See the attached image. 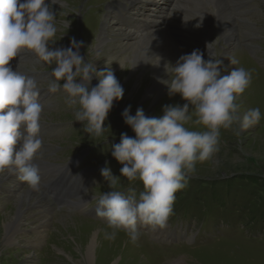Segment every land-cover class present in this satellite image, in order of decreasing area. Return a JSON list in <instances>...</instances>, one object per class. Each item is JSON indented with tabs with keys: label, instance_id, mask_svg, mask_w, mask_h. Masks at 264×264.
Returning a JSON list of instances; mask_svg holds the SVG:
<instances>
[{
	"label": "rangeland",
	"instance_id": "obj_1",
	"mask_svg": "<svg viewBox=\"0 0 264 264\" xmlns=\"http://www.w3.org/2000/svg\"><path fill=\"white\" fill-rule=\"evenodd\" d=\"M81 1L57 0L56 4L52 6L53 11L56 13L59 31L55 37V44L50 46L67 49L71 47L73 39L77 43L83 42V46L79 49L81 56L86 61H93L97 71H112L124 89V96L121 100L114 101V106L103 125L106 130L103 136L99 138L85 131L88 125L82 127L81 122L75 121V113L80 110L79 105L70 107V115H68V118H64L59 112H52L57 109V99L54 100L52 110L44 115L42 114V117L47 126L51 127L55 134L53 136L54 141L49 142L58 146L56 147L57 151L60 148L64 152L60 158L58 157L61 163L68 159V152L75 151L76 148L97 144L108 138L122 136L125 131L133 132L131 127L125 123L122 115L124 110L129 106V114L132 116H135L137 110L142 108L147 117L161 118L164 115V108L167 106L165 103L167 96L168 106L182 107L186 103L179 94L172 95L173 97H171L169 89H163L156 96V99L152 101L149 93L145 92V88L149 85L150 81H147V83L143 84L144 87L138 89L142 83L141 78L144 72L150 68L148 65V67H145L144 64L139 70L141 71L139 74L136 71H132L131 73L124 71L121 74H117L119 70L121 71V67L127 64V59L123 60L129 52V49L126 50L124 48V42H127V40H121L120 37L122 36H117V32L120 33L121 28L118 29V27H112L107 24L106 32L109 34V39L100 43L99 41L96 43L93 41L95 39L94 34L103 17L101 0H90L86 3L85 7L87 11L83 14L82 22L87 32L86 34L77 35L75 27L77 23V11ZM233 1L229 0L228 5L234 17V25L237 28V32L242 33L245 31L243 32L244 39L237 45L238 48L231 55L229 53V56L227 53L221 54L220 60L222 61V65L220 71L222 70V76L228 75L235 68L240 67L251 72V84L243 94L244 96L238 98L237 103L239 102L238 104L240 105L241 116L249 109L259 108L261 111V121L257 126L243 132L241 136L235 134V130L239 127L238 125H234L232 130L222 129L219 152L212 160L197 163L195 174L187 181V187L191 191L181 190L176 193L174 213L183 216L186 221L191 223L188 226L190 233L194 234V231L197 229L194 241L179 242L173 251H170L168 246L153 243L147 238L141 241L142 246H155L156 255H167L165 264H264V63L262 65L261 61V59L264 60V47L260 48L255 54L247 48H251V45H254L255 42V45L259 44V39L264 40V5L256 0L255 9L252 8L248 13L242 14L244 9L240 8L237 10ZM46 2L51 3V0H46ZM180 2L181 5L184 4L186 8L190 7V9L178 10L174 13V18L170 19V25L166 29V35L169 36H165L166 40L170 37L174 43H178L177 47H171L161 37H154L152 40L165 45V53L162 52L160 55L164 54L162 58H164L163 61L165 60L166 63L168 57L178 55L172 49L181 50L185 55L191 54L194 50H199L203 53L204 60L208 61L210 58L209 53H207V47L203 41L198 39H203L202 26L200 24L201 19L198 16L200 13L197 14L194 11L196 8L194 4L188 6L187 4H190V2ZM193 2H200V5L205 6L208 12L204 15L207 18V26L214 25V27H210L213 35L216 36L215 27L217 21H215V8L204 0H194ZM185 19L190 23H186ZM182 20L185 22H181ZM177 23L182 28H186L187 31L190 30V34L185 31L186 34L190 35L189 38L184 35V30L180 29ZM64 24H69V28L63 27ZM197 25L200 26L197 27ZM164 30L165 27L162 28V32ZM181 30L183 35L181 34ZM254 32L255 34H253ZM172 33H177V35ZM114 36H116V39ZM205 39L206 41H210L208 37ZM154 41L152 44H154ZM211 41V46H214L216 39ZM142 42L151 44L146 38ZM219 53V49H216L213 52L212 59L216 60L215 56L219 55ZM120 58H122V63L120 62L118 65ZM217 59H219V56ZM158 60V57H153V61ZM231 60H236L238 63L231 64ZM169 63L171 64L170 61ZM21 67L23 71H34L40 68L46 69L45 66L39 67L35 64L30 65L25 63ZM136 75L137 77L134 79ZM163 79L170 82L171 76L165 72ZM50 80H52L51 76L43 79V81L41 80L40 83L43 84L46 81V85H48ZM98 84L99 80L94 78L91 82V87L98 86ZM66 97L67 95L62 97V102H66ZM165 98L166 100L164 101L163 99ZM191 111L190 109V113ZM192 130L204 131L205 129L203 127H192ZM78 132L81 133V136L76 138ZM106 159H108L106 167L111 170L114 177L119 179L118 187L121 190L126 189L129 181L121 175L123 165L112 156V152H107ZM139 183L142 184V182ZM106 187V192L111 190L108 187V181H106ZM24 190L17 192L10 201H3V198L6 199L8 194L7 187L0 191V264H151L147 255H144L140 251L141 248L139 249L137 245L132 246L129 244L128 242H131L129 236L122 235L120 232H117L116 237L124 239L126 248H121L119 242L115 251L98 254L96 245L94 255H86V252L83 251L81 240L80 243L74 242L76 240L75 235H71L73 232L70 231L75 230V227L69 219L74 216L85 221L87 219L78 214H69L62 211L54 213L52 218H47V222H45L46 230L44 228L43 234L37 233L39 230V220L36 218V214L32 215V211H28L31 215L25 220L24 225L21 226L24 232L20 231L17 233L15 245H12V247L3 246V222L10 215L14 214L16 209H13L11 204L18 200L19 195ZM98 193L101 195L104 192L99 191ZM57 215H61L64 218L62 223L56 221L55 217ZM169 222H171V226L166 229L168 233L172 224L178 222L176 216H171ZM92 224L100 225L97 222H92ZM69 226L73 227V229ZM64 228L71 229L68 231L70 232L69 235L64 233ZM91 231L101 232L99 228L95 227H92ZM152 232L150 231V233ZM42 248H44V251H41Z\"/></svg>",
	"mask_w": 264,
	"mask_h": 264
},
{
	"label": "clouds",
	"instance_id": "obj_2",
	"mask_svg": "<svg viewBox=\"0 0 264 264\" xmlns=\"http://www.w3.org/2000/svg\"><path fill=\"white\" fill-rule=\"evenodd\" d=\"M56 2L0 0V175H17L34 192L41 191V174L35 161L42 156L44 146L40 135L42 89L34 79L14 71L11 61L22 52L35 55L47 65L55 61L51 73L54 79L48 82L47 91L62 89L69 107L80 106L76 121H86L85 131L97 138L106 130L103 125L114 101L124 96L112 71H97L93 61L81 56L83 42L73 39L67 49L50 47L59 31L52 8ZM63 27L68 29L69 24ZM236 63L231 60V64ZM221 65L220 59L210 57L205 61L199 50L183 55L175 65H167L170 82L162 81L169 95L179 94L186 101L182 107L165 106L161 118L147 117L142 108L132 116L130 106L122 113L135 138L122 134L112 156L123 165L122 177L132 184L142 182L143 187L138 197L135 192L128 195L118 187L119 179L108 167L101 170L111 190L95 197V212L112 229L106 239L115 240L117 232L124 231L136 244L140 224L152 231L166 229L174 214L176 193L187 186L197 163L210 161L219 152L221 130L238 125L235 134L241 136L260 123L259 108L241 116L237 103L251 84V72L240 67L222 76ZM94 78L99 84L91 87Z\"/></svg>",
	"mask_w": 264,
	"mask_h": 264
},
{
	"label": "bare ground",
	"instance_id": "obj_3",
	"mask_svg": "<svg viewBox=\"0 0 264 264\" xmlns=\"http://www.w3.org/2000/svg\"><path fill=\"white\" fill-rule=\"evenodd\" d=\"M194 1V0H193ZM198 1H203V0H198ZM256 1V0H255ZM181 3V2H180ZM255 9V8H254ZM256 11V10H255ZM257 12V11H256ZM260 13V12H259ZM179 15V14H178ZM257 15V14H256ZM179 18V17H178ZM178 20V19H177ZM176 20V22H177ZM243 20V19H242ZM248 20V19H247ZM249 21V20H248ZM248 23V22H247ZM176 24V23H175ZM170 25V24H168ZM183 25V24H182ZM247 25V24H246ZM258 26V25H257ZM175 27V26H174ZM184 27V26H183ZM210 27V26H209ZM251 28V26H250ZM249 28V29H250ZM113 30V29H112ZM116 30V29H115ZM114 31V30H113ZM161 30L157 29L151 33H147L143 36H139L137 38L135 35H130V33L126 32L125 36L128 37L127 42H124V48L127 50L129 49V52L126 54V56L123 58L127 59V64L125 66H123L121 71L119 70V72L117 74H121V72H129L131 73L132 71H136L138 74L141 72L139 71L141 69L142 66L145 67L148 65L150 68H148V70H146L141 78V85L138 87V89L141 87H144L143 84L147 83V81L149 82V85L145 88V92L149 93L151 100L153 101L154 99H156V96H158V94H160V92L163 89L168 90V86L165 83H162V81H166L163 79V75L166 71L167 68H170V66H167L169 64V61L171 62V65H175L177 63V61L179 60V58L184 54V52L182 53L181 50L178 51V55H172L171 57H168V61L167 63L165 62V60L163 61L164 58H162L163 55H160L162 52L165 53L164 51V46L162 43H158V41H154L152 40L154 37H161ZM180 31V30H179ZM243 31V30H242ZM116 32V31H115ZM174 32V31H173ZM245 32V31H243ZM243 32L239 33L236 31H232L230 32L229 30H225L224 34L228 39L231 40H235V37L238 36V40H242L243 41ZM188 33V32H187ZM249 33V32H248ZM247 33V34H248ZM252 33V31H251ZM250 33V34H251ZM190 34V33H189ZM188 34V35H189ZM120 36L119 32H117V36ZM180 35V33H179ZM253 35V34H252ZM195 36V35H194ZM249 36V35H248ZM115 37V36H114ZM147 39V41L149 43L152 44V42L154 41V44H146L144 42H142L144 39ZM185 38V37H184ZM189 38V37H188ZM195 38V37H194ZM226 38V39H227ZM161 39V38H160ZM111 40V38H110ZM208 40V39H207ZM246 41V40H245ZM102 41H99V43ZM165 42V41H164ZM190 42V41H189ZM255 42V41H254ZM121 43V42H120ZM186 43V41H185ZM204 45L207 47L208 44H210L208 41L203 40ZM256 43V42H255ZM254 43V44H255ZM111 44V43H110ZM113 44V43H112ZM184 44V43H183ZM238 41L234 44L237 45ZM115 45V44H114ZM181 45V44H180ZM122 46V45H121ZM183 46V45H182ZM179 47V46H178ZM116 48V47H115ZM121 48V47H120ZM106 49V48H104ZM167 49V48H166ZM169 49V48H168ZM117 51V50H116ZM168 51V50H167ZM113 52V51H112ZM207 53H209V56L212 58L213 55V50L211 48V45H209V48L207 47ZM243 53V52H242ZM173 54V53H171ZM225 54V53H224ZM223 54V55H224ZM169 56V54H168ZM222 56V55H221ZM240 56V55H239ZM153 57H158L159 60L158 61H153ZM209 57V58H210ZM228 60V59H227ZM153 61V63L151 64V62ZM120 62L122 63V58H120L118 60V65L120 64ZM159 63V66H156ZM147 66V67H148ZM26 67V66H25ZM225 67V66H223ZM230 67V66H229ZM231 68V67H230ZM232 70V69H231ZM99 71V70H98ZM222 72V70H221ZM222 75V74H221ZM137 75L134 76V79H136ZM134 81V80H133ZM171 97H173L172 95H170ZM244 96V95H243ZM166 97V96H165ZM167 98V100H166ZM165 99H163L164 101L166 100V105L168 106V96ZM170 99V98H169ZM163 102V101H162ZM239 103V102H238ZM242 103V102H241ZM175 104V103H174ZM56 129V127H55ZM9 174H7V172L4 175H0V180L5 178L6 176H8ZM19 194V193H18ZM17 199V198H16ZM33 208L34 203H33V195H32V191L27 187L26 190H24L18 197V200H16L13 204H11V206L13 207V209L15 208V212L14 214L10 215L6 221L3 222V234H2V244L3 246L6 247H12V245L14 246L15 242H16V236L18 232H23L24 229L22 230V227L24 225L25 220L31 215L30 213H28V208L30 207ZM6 214V213H4ZM4 214H2L4 216ZM62 214V213H61ZM63 215V214H62ZM2 216V217H3ZM37 218V217H36ZM71 219H69V221H71L72 225H74L75 230L70 231L71 229H73V227L71 228L70 226V230L64 228V233L66 235H69L70 232L71 235H75V241L74 242H79L81 240L82 243V248L83 251L86 252V255H94V249L95 246L97 245V249H98V254H104V253H108L110 251H115L117 248V245H119L120 242V247L121 248H126V245H124V239L123 238H119L116 237L115 240H108L105 238L106 234H110L112 232V229H110L109 227H103L100 225H95L92 224V222L90 223V221H85V220H81L80 218L77 217H70ZM56 221L58 223H62V221H64V218H62V216L57 215L55 217ZM49 220V219H48ZM47 222V221H46ZM70 224V222H68ZM74 223V224H73ZM94 223V222H93ZM46 225V223H45ZM56 225V224H55ZM95 227V228H99L101 230V234L97 231L96 232H92L91 228ZM37 230V229H36ZM70 231V232H68ZM42 233V232H41ZM58 233V232H57ZM61 233V232H60ZM59 233V234H60ZM43 234V233H42ZM64 236V235H63ZM18 240V239H17ZM28 240V239H27ZM74 240V239H73ZM18 243V242H17ZM34 243V242H33ZM33 245V244H32ZM8 253V252H7ZM47 254V253H46ZM3 258V257H2ZM2 263V262H1ZM3 264V263H2Z\"/></svg>",
	"mask_w": 264,
	"mask_h": 264
}]
</instances>
